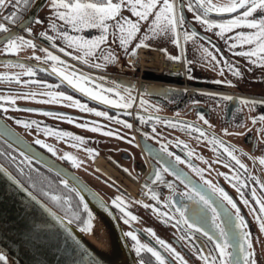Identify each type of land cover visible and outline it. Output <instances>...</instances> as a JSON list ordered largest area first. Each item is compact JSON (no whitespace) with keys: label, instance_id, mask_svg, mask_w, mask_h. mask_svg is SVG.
<instances>
[{"label":"flooded vegetation","instance_id":"af4514ba","mask_svg":"<svg viewBox=\"0 0 264 264\" xmlns=\"http://www.w3.org/2000/svg\"><path fill=\"white\" fill-rule=\"evenodd\" d=\"M34 1L31 0V3L25 7L24 0H11V3H9V0H5L4 6L0 7V22L5 23V14L16 10L19 13V19L15 23L11 21L12 27L8 26L11 29L19 25L27 16ZM51 2L52 0H48L37 15L44 21L43 24L35 21L30 22L19 33L35 40L37 43L36 48H32L30 45H22L20 48H29L27 53L19 49L17 53L13 54L5 53L2 44H0V72L20 73V79L22 80H46L51 84H56L57 77L52 72L43 71V67L50 68L53 62L50 59H37V57L47 56V53L44 51L47 48L85 72L93 73L98 77L107 76L108 79L101 82L107 84L109 87L116 86L118 90H123L125 86L130 87L132 93L135 94V99L128 109H124L94 101L66 84L57 85L56 88L52 89L53 91H66L69 95L76 96L81 101L87 102L89 107L108 111L114 117V119L109 120L107 117H101L96 113H90L82 108L75 107L73 102L69 100H65L64 103L51 101L42 95L49 89L41 84L29 83L21 85L14 78L0 77V95H15L17 96V100L14 103L23 106L20 109L9 108L7 110L8 115H5L4 110L0 109V115L33 144L81 174L113 207L122 222L126 235L129 231H137V237L141 242L162 249V252L166 254V264H173V261L175 264H181V262L173 253L169 252L163 245H160L155 236L147 232L148 228H152L161 239L171 243L177 251L181 252L189 264H204V261L196 256V251L201 246L199 241L203 242V246L211 248L208 239L198 231L195 232V236L197 237L195 246L189 243L188 240H185L186 230L182 231V226H178L175 221L162 217V214L157 212L152 205L155 204L170 214L172 208L167 204L160 205L156 198L148 195L150 187L154 186V190L158 192L159 199L163 200L169 194H172L173 198L178 202L187 203V198L183 196V190L187 187V184L183 179L173 176L171 171L164 170L163 164L164 160L173 163L174 167H178L196 183H202L201 173L190 167V164L196 165V167L204 170L203 175H206L214 184L223 187L236 200L241 214L245 216L247 221V231L251 234L253 248L255 249L254 258L257 264H264V228L260 226L262 220L259 218L260 210L257 203L258 198L264 201V189L259 187L260 183H264V164H261L259 161V156L264 155V120L257 119L254 121L252 119V117H258L261 113H264V103L261 102L264 101V65H254L247 57L239 55V46H237L236 50L230 51L225 46L224 39L219 36L218 30L207 28L201 21L194 20L193 16L196 13L192 9L185 8L186 30L192 31L195 29L200 33V38H193L183 42L186 49L185 53H181L178 45L177 49L175 48V43L170 33L164 36V38L161 36H150L148 37L149 39H156V41L159 40L165 44L158 47L146 44L141 45L135 55L125 53L126 64L118 65L116 63L113 67H107V63H105L103 68L97 69L93 66L95 62L100 61L103 63L102 59H99L97 55L93 54L86 57L93 61V64H85L83 61L75 59V56L82 55L81 50L66 44L56 32L52 34L56 36L55 41H49L47 38L39 36L41 31L49 29L47 27L49 19H54L57 23L61 24L63 30L65 23L63 20L55 17H46L41 14L50 10L49 5ZM121 2L127 3V0H121ZM189 2L190 0H184L185 4ZM213 2H219V0H213ZM178 3L179 0L177 1ZM120 11L125 16L137 19L135 14L131 13L130 8H122ZM259 14L264 13L260 11ZM209 17L213 19L224 18L214 13H210ZM118 18L116 17V19ZM27 27L33 28V33H28L26 31ZM146 29L147 24L142 22L140 32L133 37V41L129 45V53L131 47L135 46L139 36ZM247 30L251 29L245 26L231 31ZM96 32V29L89 28L85 29L83 34L95 35ZM230 34L227 33L226 35ZM0 35H3V33L0 32ZM109 35L112 36L111 30ZM204 35L210 37L215 48L223 53L222 56L219 52L217 53V59L220 60L219 65L211 57L205 58L202 55V46H206L208 43L202 39ZM116 39L119 41L118 36ZM56 45H60V47L58 48ZM61 48H66L67 51L72 52L74 55L68 56L66 52L61 51ZM33 52L36 53L35 56L32 55ZM159 52L166 59H172L179 64L183 63V68L177 70L165 65L148 64L142 61L144 59H153L155 54ZM175 54L182 55V59L176 60L171 58V55ZM187 56L197 59V64L188 66L186 61ZM20 57L28 60L27 63H23V67L15 61L21 59ZM100 57H102V54H100ZM225 57H227L229 63H235V67L240 69V75L224 66L223 61ZM8 61H13V63H9ZM130 61L131 63H129ZM37 65L40 67H35V75H28L27 67ZM221 67H223V71L220 70ZM226 80H232L233 83H224ZM114 81H118L119 83L114 85ZM26 89L31 91H23ZM33 91L39 99H26L25 97L31 95ZM209 93L213 95H209ZM219 94H223L224 98ZM229 96L233 97V99L226 98ZM241 96L246 97L249 101L254 100L255 103H242L239 99ZM141 97L145 101L142 106ZM33 107L69 113L77 120V123H72L58 116H49L45 113H36L28 110ZM137 112L144 117L143 121L136 115ZM201 113H203V116H201ZM13 116L17 118L27 117L37 119L56 128L67 129L78 135H83L86 137V140L77 148L74 138L61 139L54 135H46L35 126L26 127L25 125L17 124L12 119ZM116 116H119L120 120H129L131 127L115 119ZM155 116H159V119H153ZM166 119L170 120L171 123L165 124L164 121ZM86 120L88 122H103L106 131H96L95 126L93 128L81 127L80 125L85 123ZM189 122L194 125L191 129L187 127ZM200 127L205 130L203 134L196 131ZM225 128L228 129L227 132H224ZM111 131H116L118 134L115 136L108 134ZM144 132H149L150 135L145 137L143 135ZM213 135L220 138L222 142H226L233 149L234 154L242 164L247 166V169H242L240 165L227 155L219 144L214 143L211 139ZM37 136L46 140L49 144L55 145L58 154L50 152L43 145L37 144L35 142ZM153 136L156 138L153 139ZM161 140L165 141L171 152L182 156L183 159L175 161L174 157H169L160 147ZM181 141L183 143H180ZM10 146L11 143L8 141L7 144L4 141H0V147L8 148L11 151ZM88 148H95L96 153L93 155L88 152ZM240 149H243V151H240ZM65 151H71L76 156H78V153L79 158L83 157L84 163L89 161L91 164L89 166L86 165L85 168H81V165H73L66 158H62ZM161 156L164 157V160H161ZM100 157L104 160L103 164L98 162ZM185 160L189 161V163H185ZM0 161L30 189L53 207L66 214L62 206L45 195V191L47 190L61 194L63 191L62 186L58 183H51L52 186L49 184L45 186L37 185L36 182L34 183L32 172L36 171L46 176L48 182L63 179L61 176L35 160L32 162L34 167L21 163L20 166L24 168L23 172L2 155H0ZM106 162L141 180V184L144 186L146 192L145 199L143 200L133 195L112 175L107 173L104 170L106 168L108 171L110 170V173L116 174L115 169ZM156 169H161V179L159 180L155 179L153 175ZM224 173L239 175L241 177L247 175V186L241 189L235 180H230ZM249 173L250 175H248ZM252 177H257L258 180ZM168 181L173 182L175 189L168 187ZM55 185L57 186L55 187ZM253 186L256 188V197H253L251 194ZM67 192L75 196L69 189ZM117 195H120L127 201L129 211H132L137 217L135 220H131L130 222L121 209L111 203L112 199ZM242 195L250 201L249 204L244 203ZM253 209H256V211H253ZM127 237L138 260L145 259L146 264H160L146 250L143 253H137L133 247L135 240L131 236L127 235Z\"/></svg>","mask_w":264,"mask_h":264},{"label":"snow or ice","instance_id":"6c2138e0","mask_svg":"<svg viewBox=\"0 0 264 264\" xmlns=\"http://www.w3.org/2000/svg\"><path fill=\"white\" fill-rule=\"evenodd\" d=\"M9 3H11V0H9ZM29 3H31V0H24L25 7ZM4 4L5 0H0V7L4 6ZM49 7L52 9L49 15L51 17L59 18L65 23L62 30L61 24L57 23L54 19H49L47 21V27L54 30L60 39L66 44L81 50L82 55L75 56V59L83 61L85 64L92 65L93 61L86 57L96 53L97 50L104 53L101 57L103 63L97 61L93 65L97 69L103 68L104 64L109 61L118 62V56L111 51L110 46L107 44L110 30L113 37H119L120 45L123 47L126 54L135 55L137 49L141 45H144L146 39L150 36L164 37L169 33L175 37L174 43L180 47L181 53H185L186 49L183 42L193 38H200V33L195 29L192 31L186 30L185 8L192 9L196 13V15L193 16L194 20L201 21L207 28L218 30L219 36L224 39L225 46L228 47L230 51L236 50L237 46H239V55L247 57L254 65H264V14L255 17L252 15L257 9L264 13V0H219V2L215 3L213 0H190L187 4L184 3V0H179L178 4L176 0H162V2L161 0H127V3H122L121 0H52ZM122 8H130L131 13L135 14L137 19H132L129 16L123 15L120 11ZM210 13L218 14L224 18H210ZM116 17L119 18L116 19ZM4 19L15 23V21L19 19V13L16 10H12L5 14ZM33 21L39 24L44 23L39 16H30L28 19L21 22V26ZM142 22L147 24V29L139 36L138 42L135 46L131 47L129 53V45L132 43L133 37L140 32ZM245 26L251 30L231 31ZM89 28L96 29V34L84 35V30ZM26 31L28 33H33V28L27 27ZM0 32L3 33V35H0V44H2L5 53H17L22 45H30L32 48L37 47L35 40L18 34L15 29L10 30L8 24L4 22H0ZM227 33L231 34L226 35ZM39 36L47 38L49 41H55L56 39V36L50 35L48 31H41ZM202 39L208 42L206 46H202V55L205 58L211 57L212 60L219 65L220 60L217 59L219 49L215 48L211 38L207 35H204ZM56 47L59 48L60 45H56ZM105 49H107L106 52ZM44 51L47 53V56L37 57V59H50L53 62L50 68L43 67V71L52 72L57 77L56 84H51L46 80H22L20 79V73L0 72V77L14 78L21 85L29 83L41 84L49 89L42 95L46 96L51 101L64 103L65 100H69L73 102L75 107L82 108L90 113H96L101 117H107L109 120L114 119V117L111 116L108 111L89 107L87 102L81 101L76 96L69 95L66 91H53L52 89L56 88L57 85L66 84L94 101H99L104 105H110L117 108L122 107L124 109H128L135 99V94L132 93L130 87L125 86L123 90H118L116 86L109 87L107 84L101 82L102 80H107V76H95L93 73L85 72L75 65L70 64L69 61L64 60L61 56L49 51L47 48H45ZM61 51L66 52L68 56L74 55L72 52L67 51L66 48H61ZM219 54L221 56L223 55L222 52H219ZM32 55L35 56L36 53L33 52ZM171 58L180 60L182 59V55H176ZM8 62L13 63V61ZM16 62L20 63L21 67L24 66L22 61ZM129 63H131V61ZM223 64L230 71L234 70L237 75L241 74L240 69L235 67L234 62L229 63L227 57L224 58ZM35 67L40 66L27 67V74L35 75ZM220 70L223 71V67H221ZM118 83V81L113 82L114 85H117ZM224 83L231 84L233 81L226 80ZM23 91L31 90L26 89ZM209 95L213 94L209 93ZM219 95L224 98L223 94ZM25 98L32 100L39 99L34 91L31 95L26 96ZM226 98L233 99L231 96ZM140 99L142 106L145 101L143 97ZM239 99L242 103H255L254 100L249 101L243 96ZM16 100L17 96L15 95H0V109L4 110L5 115H8L7 110L9 108L20 109L23 107L14 103ZM261 102L264 103V101ZM28 110L36 113L47 112V115L49 116H58L59 118L67 119L72 123H77V120L71 114L66 112H54L40 107H33ZM136 115L142 121L144 120V117L141 116L139 112H137ZM201 116H203V113H201ZM12 119H14L17 124H22L26 127L35 126L46 135H54L61 139L74 138L76 141L75 146L77 148H79L81 143L86 140V137L83 135H78L67 129L56 128L37 119L27 117L17 118L15 116H13ZM115 119L120 120V117L116 116ZM153 119L158 120L159 116H155ZM252 119L254 121L257 119L264 120V113H261L258 117H252ZM120 122L131 127V123L127 119L120 120ZM164 123L169 124L171 121L166 119ZM80 126L84 128H93L95 126L96 131H106V128L101 121L88 122L86 120V122ZM187 127L191 129L194 125L189 122ZM196 131L203 134L205 130L200 127L197 128ZM227 131L228 129L225 128L224 132ZM6 134H11L12 136L18 135L13 129L8 128L7 122H4V129L0 130V141H4L5 144H7V141L5 140ZM108 134L115 136L118 133L116 131H111ZM143 135L147 137L150 133L144 132ZM155 138L156 137L153 136V139ZM211 139L214 143L219 144L227 155L240 165L242 169H247V166L242 164L234 154L233 149L230 148L226 142H222V140L215 135H213ZM35 142L43 145L45 148L49 149L50 152L57 153L55 145L49 144L39 136H37ZM180 143L183 142L181 141ZM10 147L11 151H9L8 148L0 147V155L6 157L9 161L15 164L21 172L24 171V168L20 166L21 163L34 167L32 162L37 159L35 155L29 154L26 149L22 151L14 141ZM160 147L169 157H174L175 161L183 159L182 156L171 152L164 140L160 141ZM87 151L93 155L96 153L95 148H88ZM240 151H243V149H240ZM62 158H66L73 165L78 166L81 163L80 159L71 151H65ZM161 160H164L163 156H161ZM259 161L261 164H264V155L259 156ZM185 163H189V161L185 160ZM47 166L48 165H46V167ZM0 167H2V165H0ZM190 167L198 173H201L202 183H196L189 177V175H186L178 167H174L173 163L164 160V170L171 171L173 176L183 179L187 184V187L183 190V196L187 198L188 202H178L173 198L172 194H169L168 197L161 200L159 199L158 192L154 190V186H152L150 187L148 195L156 198L160 205H169L172 208V212L170 214L162 208L157 207L155 204H153L152 207L157 212L161 213L162 217L169 218L170 221H175L178 226H182L181 230H186L184 239L188 240L193 246H195V243L197 242V237L195 236V232L197 231L208 239L211 248L203 246V242L199 241L201 246L196 251V256L200 257L204 261V264H257V261L254 258L255 249L253 248L251 234L247 231V221L245 216L241 214L240 207L237 205L236 200H234L223 187L214 184L206 175H203V169L196 167L194 164H190ZM52 169L58 175H62L65 178L54 182L50 181L49 183H58L64 189H69L72 194L78 197V202L75 205L73 204V195L57 194L52 190L45 191L46 196L65 209L66 214L63 216L53 211L52 208L47 204H44L42 200L39 202L49 213H51L56 221H59L61 225H65L66 230L69 232H71V229H67L65 221L69 217L78 218V209L80 203H82L83 209L88 211V219L81 223V227L85 230H90L92 213L85 200L83 189L78 186L76 180H69L63 169H56L54 165L52 166ZM153 175L155 179H161V169H156ZM224 175L230 180H235L241 189L247 186V175L245 177L229 173H224ZM248 175H250V173ZM252 178L258 180L257 177ZM167 185L170 189H175L173 182L168 181ZM259 187L264 189V183H260ZM31 194L32 193L30 192L29 195ZM251 194L253 197H256L257 193L255 186L251 188ZM221 197L222 199H220ZM242 199H244L245 204L250 203V201L246 197H243V195ZM111 203L120 208L130 222L137 218L132 211H129L127 201H125L120 195L115 196ZM257 203L260 210L259 218L262 220L260 226L261 228H264V201H261L258 198ZM253 211H256V209H253ZM147 232L155 236L156 240L159 241V244L163 245L169 252L173 253L174 256L180 260L181 264H189L184 256H182L181 252L177 251L171 243L156 235L152 228H148ZM127 235L133 237L135 240L133 247L136 249L137 253H143L146 250L151 253L160 264H166V254L162 252V249L141 242L137 237V231H129ZM83 255L91 256V253L85 249ZM7 262V255L4 251H0V264H7ZM81 264H100V261L95 257H92L90 259L82 260ZM139 264H146L145 259L139 260ZM173 264H175L174 261Z\"/></svg>","mask_w":264,"mask_h":264},{"label":"water","instance_id":"95a60500","mask_svg":"<svg viewBox=\"0 0 264 264\" xmlns=\"http://www.w3.org/2000/svg\"><path fill=\"white\" fill-rule=\"evenodd\" d=\"M47 1L35 0L24 20L37 16ZM24 26L20 23L13 29L19 34ZM15 61L28 62L24 58ZM4 122L18 134H6L5 140L11 144L14 141L22 151L26 149L29 154L35 155V161L45 167L48 165L50 170L53 171V165L56 169H63L67 178L76 180L83 189L92 213L90 230H85L68 218L65 224L71 232L67 231L65 225L56 221L39 201L42 200L57 214H63L37 195L0 161V251L7 255V264H81L82 260L92 257L98 259L100 264H139L121 220L103 195L81 174L29 141L1 115L0 130L4 129ZM97 226L105 238L109 253H103L85 236V232H90ZM85 249L91 256L83 255Z\"/></svg>","mask_w":264,"mask_h":264},{"label":"rangeland","instance_id":"374dc122","mask_svg":"<svg viewBox=\"0 0 264 264\" xmlns=\"http://www.w3.org/2000/svg\"><path fill=\"white\" fill-rule=\"evenodd\" d=\"M161 2H162V0H161ZM52 11V9H50V10H48L47 12H42L41 14L42 15H45L46 17H51L50 15H49V13ZM259 12H260V10L259 11H257V12H255V14H252L254 17L255 16H259L260 14H259ZM42 29V28H41ZM46 31H48L51 35L53 34V33H55V31L54 30H52V29H47ZM173 37V40L175 39V37L174 36H172ZM164 38V37H163ZM153 42V43H152ZM156 43H159V44H156ZM107 44H108V46H110V48H111V51L112 52H114L117 56H118V62H116V61H109V62H107V67H113V65H116V63H118V65H122V64H126L127 63V60H126V55H125V51H124V49H123V47H121L120 46V44H119V41L116 39V37H113V36H110L109 35V39H108V41H107ZM145 44L146 45H150V46H152V47H158L159 45H162V44H165V43H163V42H161V41H159V40H157L156 41V39H152V38H147L146 39V41H145ZM175 46V48L177 49V45L175 44L174 45ZM165 47V46H164ZM23 52H26L27 53V51H28V49L29 48H26V47H22V48H20ZM107 51V49H105V52ZM95 55H97L98 56V58L99 59H101V57H100V54H104V53H101L100 52V50H97V52L96 53H94ZM93 55V54H92ZM176 55H178V54H175V55H171V57H174V56H176ZM20 58H23V57H20ZM25 59V58H24ZM152 60V58L149 60H146V59H144L143 60V62L144 63H147V61H151ZM186 61H187V65L188 66H190L191 64H194V65H196L197 64V59H194V57L192 58L191 56H187L186 57ZM124 72H125V70H124ZM46 103V102H45ZM46 115H47V112H44ZM77 157L79 158V154L77 153ZM80 159V161H81V163L79 164V166L81 167V168H85V166L87 165V166H89L91 163L89 162V161H86V163H84L83 161H84V159H83V157L82 158H79ZM117 172V171H116ZM115 172V173H116ZM116 175L118 176V173H116ZM116 176V177H117Z\"/></svg>","mask_w":264,"mask_h":264},{"label":"bare ground","instance_id":"6f19581e","mask_svg":"<svg viewBox=\"0 0 264 264\" xmlns=\"http://www.w3.org/2000/svg\"><path fill=\"white\" fill-rule=\"evenodd\" d=\"M142 53V51H141ZM160 53V52H159ZM144 54V53H143ZM161 57L155 55L154 58L151 61H147L148 64H160V65H166L167 67H169L168 63H166L165 61H161L160 59ZM143 61V60H142ZM183 67V64L180 63L179 65L176 63V66H173L174 68H179ZM103 159L102 157H100L98 159L99 163L103 164ZM106 167V166H105ZM107 169V168H106ZM110 171V170H109ZM85 236L86 238L95 246L97 247L99 250H101L103 253H109V247L107 246V243L105 241L104 236L101 233V230L99 229V227H93V230H91L90 232H85ZM12 263V261H11ZM13 264V263H12Z\"/></svg>","mask_w":264,"mask_h":264},{"label":"built area","instance_id":"2783aa9c","mask_svg":"<svg viewBox=\"0 0 264 264\" xmlns=\"http://www.w3.org/2000/svg\"><path fill=\"white\" fill-rule=\"evenodd\" d=\"M155 55L161 57L160 58L161 61H165L166 63H168L169 67L174 68L173 66H176V62H171L170 60H167L162 53H157ZM177 64L179 65V63ZM115 172L118 173L117 178L125 187H127L134 195L142 199H145V196H146L145 188L140 184V181L135 180L134 178L127 175L121 170L120 171L115 170Z\"/></svg>","mask_w":264,"mask_h":264},{"label":"trees","instance_id":"16d2710c","mask_svg":"<svg viewBox=\"0 0 264 264\" xmlns=\"http://www.w3.org/2000/svg\"><path fill=\"white\" fill-rule=\"evenodd\" d=\"M32 173H33V177H34V183L36 182L37 185H41V186H45L47 184L51 185V183L48 182V179L46 178V176H43L41 173H38L36 171H33ZM56 186L57 185H55V187ZM61 188L63 190V191L61 190L62 191L61 194H69L67 192L68 189L66 190L63 187H61ZM72 202L75 205L78 202V197L77 196H73ZM69 218L72 221H74L75 223L80 225L81 223H83L84 220L88 219V212H87V210L83 209V205H82V203H80V207L78 209V218H73V217H69Z\"/></svg>","mask_w":264,"mask_h":264}]
</instances>
